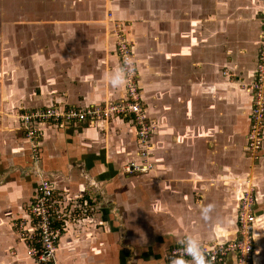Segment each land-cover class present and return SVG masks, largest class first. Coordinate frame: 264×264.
Instances as JSON below:
<instances>
[{"label":"crops","instance_id":"1","mask_svg":"<svg viewBox=\"0 0 264 264\" xmlns=\"http://www.w3.org/2000/svg\"><path fill=\"white\" fill-rule=\"evenodd\" d=\"M120 23L157 126L153 171L126 172L138 146L134 124L119 116L42 124L33 158L19 114L124 97L125 83L113 88L106 79L121 66L113 34ZM262 31L261 0H0V264H36L14 224L41 178L65 206L81 199L96 208L68 226L56 264H168L185 236L202 244L236 239L251 178L254 264H264V145L257 168L247 147ZM210 203L205 221L200 210Z\"/></svg>","mask_w":264,"mask_h":264},{"label":"built area","instance_id":"2","mask_svg":"<svg viewBox=\"0 0 264 264\" xmlns=\"http://www.w3.org/2000/svg\"><path fill=\"white\" fill-rule=\"evenodd\" d=\"M261 1L263 2V31L260 39V57L255 78L248 88L252 106L249 114L247 147L253 167L259 163L264 145V0ZM124 27L125 25L120 23L113 29L121 66L128 61L124 97L118 101H108L100 106L82 109L56 104L19 114L21 130L31 144L33 158L39 157L38 145L44 136L43 129L40 127L42 124L57 127L80 126L119 116L130 119L136 130L139 159L127 164L126 172L144 174L153 171L154 163L150 160V151L153 149L151 136L157 126L155 120L148 116L143 105L139 88L140 75L133 55V41L128 38ZM247 179V187L240 197L237 210V238L226 243L202 244L211 264H222L230 256L236 257L237 264H254L257 193L253 180ZM84 203L87 206L88 203ZM28 205L24 216L15 222V230L19 238L25 242L29 257L33 258L36 264H56V251L61 237L68 226L77 219L73 218L75 215L72 213L67 215V209H62L63 204L56 199L55 188L48 179H40ZM181 248V243L175 245L169 250L166 258L169 260L174 255L182 254ZM186 259L190 258L186 257Z\"/></svg>","mask_w":264,"mask_h":264},{"label":"clouds","instance_id":"3","mask_svg":"<svg viewBox=\"0 0 264 264\" xmlns=\"http://www.w3.org/2000/svg\"><path fill=\"white\" fill-rule=\"evenodd\" d=\"M127 64L128 61H125L124 65L107 74L106 79L111 87L118 88L125 83L127 78ZM213 208L214 205L211 203L201 207L200 215L205 221L210 218ZM180 243L182 245V254L170 257L168 264H211L204 252L202 243L197 238L185 236ZM186 257L190 259H186Z\"/></svg>","mask_w":264,"mask_h":264},{"label":"rangeland","instance_id":"4","mask_svg":"<svg viewBox=\"0 0 264 264\" xmlns=\"http://www.w3.org/2000/svg\"><path fill=\"white\" fill-rule=\"evenodd\" d=\"M135 65L138 68V72H139V75H140L141 74L140 73V70H139L140 67H138V64H137L136 61H135ZM139 80H140V76H139ZM57 196L58 197H56V199L59 200V201H61V204H62V202L64 203V197H62L61 195H58V194H57ZM79 201L81 202V199H73V202H70L68 205H66V206L64 204L62 205L63 206V208H62L63 210H66L67 209V211H68L67 212V215H69L70 213L74 214L75 216H73V218H76L77 221L80 218H82L84 215L94 214L95 211H96V208H93V210H92V208H89V207H86V206H83V207L80 206V202ZM95 204L96 203H91V206H93ZM28 206H29L28 204L26 206H24V211H26L28 209ZM72 208H75V209H72ZM74 222L75 221H73L72 223H74ZM14 228H15V224H14ZM16 228H17V226H16Z\"/></svg>","mask_w":264,"mask_h":264}]
</instances>
